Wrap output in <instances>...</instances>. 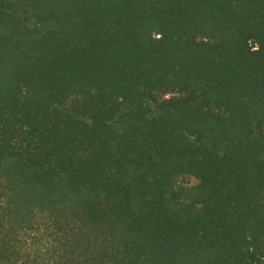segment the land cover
Listing matches in <instances>:
<instances>
[{"label": "trees", "instance_id": "1", "mask_svg": "<svg viewBox=\"0 0 264 264\" xmlns=\"http://www.w3.org/2000/svg\"><path fill=\"white\" fill-rule=\"evenodd\" d=\"M0 264H264V0H0Z\"/></svg>", "mask_w": 264, "mask_h": 264}, {"label": "rangeland", "instance_id": "2", "mask_svg": "<svg viewBox=\"0 0 264 264\" xmlns=\"http://www.w3.org/2000/svg\"><path fill=\"white\" fill-rule=\"evenodd\" d=\"M190 181H191L192 183H196V182H197V181H195V180H193V179H191Z\"/></svg>", "mask_w": 264, "mask_h": 264}]
</instances>
